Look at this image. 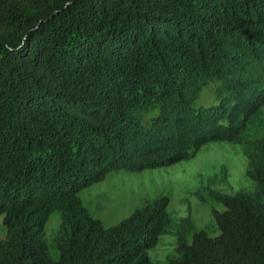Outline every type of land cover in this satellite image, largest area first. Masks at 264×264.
Segmentation results:
<instances>
[{
  "label": "trees",
  "instance_id": "obj_1",
  "mask_svg": "<svg viewBox=\"0 0 264 264\" xmlns=\"http://www.w3.org/2000/svg\"><path fill=\"white\" fill-rule=\"evenodd\" d=\"M210 82L216 103L197 106ZM214 141L241 148L257 185L196 192L225 206L216 236L168 196L109 227L80 196ZM0 215V264H264V0H0ZM163 235L177 247L159 263Z\"/></svg>",
  "mask_w": 264,
  "mask_h": 264
},
{
  "label": "rangeland",
  "instance_id": "obj_2",
  "mask_svg": "<svg viewBox=\"0 0 264 264\" xmlns=\"http://www.w3.org/2000/svg\"><path fill=\"white\" fill-rule=\"evenodd\" d=\"M217 85V82L208 83L196 105L216 103L214 91ZM247 169L248 159L238 145L214 141L203 146L190 160L137 172H111L104 180L82 190L80 196L92 215L107 227L119 223L142 204L168 196V211L177 221L191 217L196 229H205L211 236H216L220 230L213 208L222 211L225 206L213 201L204 203L196 192H203V187L209 185L215 176L213 188L224 193L233 195L241 190L256 191L257 185L247 175ZM3 219L4 215H0V239L6 235ZM60 222V213L55 211L46 224V239L55 256V237ZM176 247L175 236L163 235L149 254L153 261L163 263L176 254Z\"/></svg>",
  "mask_w": 264,
  "mask_h": 264
}]
</instances>
